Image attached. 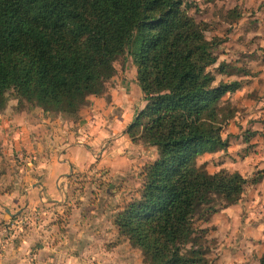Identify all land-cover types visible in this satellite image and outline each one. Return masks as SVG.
I'll return each mask as SVG.
<instances>
[{
    "label": "trees",
    "instance_id": "trees-1",
    "mask_svg": "<svg viewBox=\"0 0 264 264\" xmlns=\"http://www.w3.org/2000/svg\"><path fill=\"white\" fill-rule=\"evenodd\" d=\"M207 31L184 0H0V111L12 95L76 119L107 92L117 59L132 58L145 105L126 132L158 155L114 225L150 264H212L194 220L216 200L238 203L249 184L197 161L228 146L221 131L234 113L224 96L240 87L216 84Z\"/></svg>",
    "mask_w": 264,
    "mask_h": 264
},
{
    "label": "rangeland",
    "instance_id": "rangeland-1",
    "mask_svg": "<svg viewBox=\"0 0 264 264\" xmlns=\"http://www.w3.org/2000/svg\"><path fill=\"white\" fill-rule=\"evenodd\" d=\"M184 1L191 16L197 21L207 23L206 37L213 42V50L217 56V63L210 69L215 73L216 84L221 81L240 82V87L236 91L224 96L225 104L234 113L221 131L223 138L228 140V146L224 150L202 154L197 160L198 164H204L209 173L221 170L231 173L239 172L249 180L238 203L225 205L216 200L210 204L211 207L204 205L202 209L209 208L210 211H201L194 220V226L198 230L197 235L201 236L199 243L207 250L206 256L212 264H261V259L264 257V170L261 171L258 168L264 167V143H262L264 140L261 135L257 133L254 135L253 132L257 128V123H261L264 118V104L259 102L264 97V0ZM221 65L224 66V72L219 71ZM115 66L117 72L108 82L107 92L91 99L81 111L80 117L69 120L55 118L60 119L55 121L57 129H74L72 122L79 123L84 117L88 118L87 123L101 105L111 101L110 93L114 91L117 92L119 104H124L116 105L115 103L112 106L114 111L117 112L119 108L122 109V106L128 105L130 112L135 114L141 103H145L144 95L140 87L138 88L137 69L128 55L118 58ZM8 104L10 111L35 108L28 103L21 106L12 95ZM54 116L57 115L54 114ZM86 123H82V127L86 126ZM9 141L7 138L0 141V192L16 189L19 170L24 171L31 161L27 160L30 157L24 158L23 153ZM135 143L140 147H135L137 152L130 156V161L134 165L128 173L130 179L126 184L117 186L115 184L110 188L113 182L111 177H104L102 181L98 180L95 183L93 176L101 174L103 170V167H98V172L92 169L76 172L74 178L79 181L75 182L74 179L72 187L76 186V190L82 193H89L95 187L98 192L97 198L101 202L105 200L102 206L108 208L110 213L117 214L136 194L138 196L141 164L145 165L155 160L158 155L155 147L142 141ZM257 178L259 181L252 183ZM116 188H118V195L113 196V201L106 200L107 192L114 193ZM94 199L91 198V200ZM91 203L89 200L90 208ZM93 206L97 207L98 204L94 203ZM70 208L66 205L65 211L67 220L72 221V214L68 213ZM53 215L51 220L60 219L57 211ZM25 216L26 218L20 215L14 217V220L19 223L12 221L13 218H10L8 223L1 221V228L9 227L5 233L0 234L4 241L8 238L14 239L17 229L23 231L30 223H38L36 213H27ZM106 216L109 218L111 214ZM113 221L114 218H112ZM104 223L109 224L106 220ZM55 233L59 235V232L55 231ZM111 239H114L116 243L113 255L103 254L102 261H92L88 264H150L146 261L141 249L132 246L118 230L108 240ZM45 240L50 247L52 239ZM109 244L112 243L109 241L105 243L108 249H111ZM1 245L0 253L2 254L1 248L5 249L3 246L5 244L2 245L3 247ZM52 245L55 248L56 244ZM34 251L32 246L28 248L27 254L30 255ZM51 252L56 253L52 250Z\"/></svg>",
    "mask_w": 264,
    "mask_h": 264
},
{
    "label": "crops",
    "instance_id": "crops-1",
    "mask_svg": "<svg viewBox=\"0 0 264 264\" xmlns=\"http://www.w3.org/2000/svg\"><path fill=\"white\" fill-rule=\"evenodd\" d=\"M116 93H110L111 101L101 105L87 123L88 118L85 117L79 123L72 122L74 129H57L55 121L60 119L55 118L61 117L46 114L39 107L0 111V141L9 139L24 158L30 157L27 160H31V166L25 167L24 171L19 170L16 189L0 192V223L10 218L15 221L14 217L19 215L26 218L27 213L38 215V223H30L32 225L26 226L23 231L17 229L14 239L4 241L0 236V243L5 244V249L1 248L0 264H88L102 261L103 254L113 255L116 243L114 239H108L117 233L112 222L116 214L102 206L105 200L101 202L97 198L95 187L89 193H82L76 190V186L72 187V183L76 172L89 169L98 172V167H103V170L93 176L95 183L104 177H111L112 188L115 184H126L130 179L128 173L134 165L130 156L137 152L135 147L140 146L132 141L126 130L145 103H141L135 114L130 112L128 105L116 112L112 108L115 103L124 105L119 104ZM95 98L91 96L89 101ZM259 102L264 104V97ZM82 123L86 126L82 127ZM254 131V135L257 133L264 140V118L257 123ZM122 144L124 147H120ZM141 166L143 169L144 164ZM258 169L263 171L264 167ZM138 179L140 184L141 176ZM113 192H107L106 200L113 201V196L118 195V188ZM94 203L98 206H93ZM66 205L71 207L68 213L72 214V221L67 220ZM55 211L60 215L59 220H51ZM107 214L111 217L108 218ZM105 220L109 224L106 225ZM7 228L0 227V234L5 233ZM47 238L49 241L52 239L50 247L45 243ZM108 241L112 243L109 244L111 249L105 245ZM32 246L35 251L28 255V248Z\"/></svg>",
    "mask_w": 264,
    "mask_h": 264
}]
</instances>
